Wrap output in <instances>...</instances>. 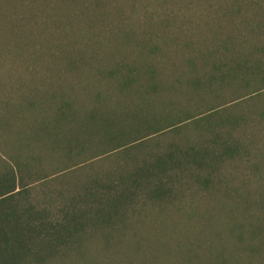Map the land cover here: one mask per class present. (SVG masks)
I'll return each mask as SVG.
<instances>
[{
  "label": "trees",
  "instance_id": "trees-1",
  "mask_svg": "<svg viewBox=\"0 0 264 264\" xmlns=\"http://www.w3.org/2000/svg\"><path fill=\"white\" fill-rule=\"evenodd\" d=\"M124 4L0 0V264H264V17L175 56Z\"/></svg>",
  "mask_w": 264,
  "mask_h": 264
},
{
  "label": "rangeland",
  "instance_id": "rangeland-1",
  "mask_svg": "<svg viewBox=\"0 0 264 264\" xmlns=\"http://www.w3.org/2000/svg\"><path fill=\"white\" fill-rule=\"evenodd\" d=\"M112 1L125 2L122 16L132 33L164 36L165 46H172L177 53L175 56L184 49L217 48L228 34L247 32L250 18L264 17V0ZM83 17L87 19L91 15L85 12ZM89 26L90 23L86 24L87 28ZM107 27L99 28L100 39L104 42L111 32Z\"/></svg>",
  "mask_w": 264,
  "mask_h": 264
}]
</instances>
